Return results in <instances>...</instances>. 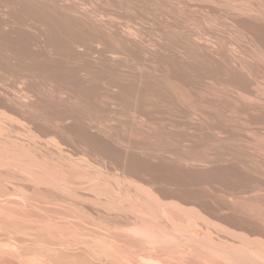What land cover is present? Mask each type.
I'll use <instances>...</instances> for the list:
<instances>
[{"label":"bare ground","instance_id":"bare-ground-1","mask_svg":"<svg viewBox=\"0 0 264 264\" xmlns=\"http://www.w3.org/2000/svg\"><path fill=\"white\" fill-rule=\"evenodd\" d=\"M0 264H264V0H0Z\"/></svg>","mask_w":264,"mask_h":264}]
</instances>
